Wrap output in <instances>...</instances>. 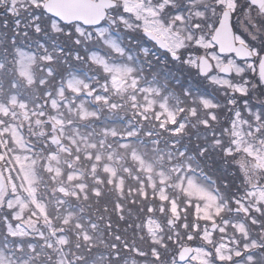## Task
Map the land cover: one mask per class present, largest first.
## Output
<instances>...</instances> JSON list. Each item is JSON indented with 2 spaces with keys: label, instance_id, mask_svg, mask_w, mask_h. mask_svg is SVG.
Here are the masks:
<instances>
[{
  "label": "snow or ice",
  "instance_id": "6c2138e0",
  "mask_svg": "<svg viewBox=\"0 0 264 264\" xmlns=\"http://www.w3.org/2000/svg\"><path fill=\"white\" fill-rule=\"evenodd\" d=\"M0 264H264V0H0Z\"/></svg>",
  "mask_w": 264,
  "mask_h": 264
}]
</instances>
